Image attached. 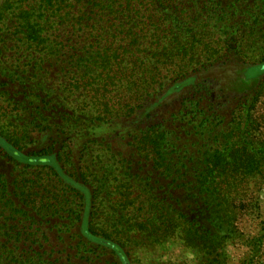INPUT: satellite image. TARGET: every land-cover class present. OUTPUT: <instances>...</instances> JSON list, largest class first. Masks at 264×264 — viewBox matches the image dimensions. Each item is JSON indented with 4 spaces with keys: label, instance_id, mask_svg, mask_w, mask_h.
Masks as SVG:
<instances>
[{
    "label": "trees",
    "instance_id": "1",
    "mask_svg": "<svg viewBox=\"0 0 264 264\" xmlns=\"http://www.w3.org/2000/svg\"><path fill=\"white\" fill-rule=\"evenodd\" d=\"M263 89L264 0H2L0 264H135L168 240L227 264L264 188Z\"/></svg>",
    "mask_w": 264,
    "mask_h": 264
},
{
    "label": "rangeland",
    "instance_id": "2",
    "mask_svg": "<svg viewBox=\"0 0 264 264\" xmlns=\"http://www.w3.org/2000/svg\"><path fill=\"white\" fill-rule=\"evenodd\" d=\"M2 4V0H0V5ZM251 51H254L255 48L250 47ZM253 49V50H252ZM249 63H258L261 59L259 56H246ZM220 69L211 71L209 73V77L213 80L215 79L220 87L222 86L226 92L234 93V89L239 88L244 84L243 82L240 84L237 74L234 73V70ZM262 97L259 102L261 107H264V89L262 90ZM64 97L66 96L65 93ZM62 94L57 95L59 97ZM76 96H72L70 100H74ZM21 100V99H20ZM1 106V105H0ZM5 107V106H4ZM3 106L0 107V124L4 127L6 124H13L19 122L18 117L16 116V111L6 112L4 114ZM169 108H165L164 111H167ZM16 112V113H15ZM27 114V111H25ZM4 118L1 119V116ZM21 118H25L21 116ZM22 121V119H21ZM113 129V127H112ZM110 131L108 126L100 125V128L93 131L94 138L97 139L98 143H102L103 145L110 146L112 151H115L121 154L122 158H129L131 150L128 148L126 142L117 139L115 136L109 140ZM37 138V135H34V139ZM35 146H29L28 151H32ZM92 155L98 154L96 146L94 145ZM132 160V159H131ZM137 161V160H135ZM138 166L134 165L133 169L137 171ZM11 171V166L6 165L5 163H0V172H5L7 175ZM139 173H144L142 171H138ZM17 175V174H16ZM132 200V199H131ZM257 216V217H256ZM0 220H2L0 218ZM2 226V224L0 225ZM240 235L241 237L236 241H229L225 250V254L227 256V264H264V188L260 192L259 195V208L256 211V214H248L241 218L239 221ZM3 233V230H0V234ZM38 244H41L43 249H48V246H52L55 251H60L66 245L62 242L60 243V236L55 234L54 232H49L47 227H42V230L39 231L37 237L35 238ZM48 239V240H47ZM254 239V240H253ZM2 241V238L0 239ZM4 242V241H3ZM63 242H67L64 240ZM29 245V244H28ZM136 247V246H135ZM150 252H144L142 248L136 247L132 250V259L135 264H149L151 262H159L162 264H171V263H185V264H195V254L191 251L185 249L178 240H168L160 245H153L150 248ZM62 258H65L64 254H62Z\"/></svg>",
    "mask_w": 264,
    "mask_h": 264
}]
</instances>
